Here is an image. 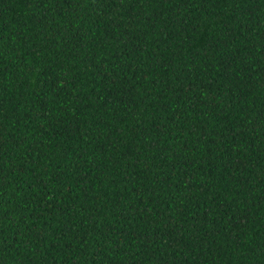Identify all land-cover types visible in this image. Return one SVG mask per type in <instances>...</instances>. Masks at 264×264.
Here are the masks:
<instances>
[{
  "label": "trees",
  "instance_id": "1",
  "mask_svg": "<svg viewBox=\"0 0 264 264\" xmlns=\"http://www.w3.org/2000/svg\"><path fill=\"white\" fill-rule=\"evenodd\" d=\"M0 264H264V0H0Z\"/></svg>",
  "mask_w": 264,
  "mask_h": 264
}]
</instances>
